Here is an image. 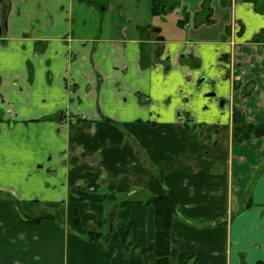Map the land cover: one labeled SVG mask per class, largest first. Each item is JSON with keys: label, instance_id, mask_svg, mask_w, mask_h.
Segmentation results:
<instances>
[{"label": "crops", "instance_id": "1", "mask_svg": "<svg viewBox=\"0 0 264 264\" xmlns=\"http://www.w3.org/2000/svg\"><path fill=\"white\" fill-rule=\"evenodd\" d=\"M214 1L175 26H213ZM221 1L227 37L188 46L156 21L173 0H0V264H156L169 191V264L264 263V136L233 137L236 111L264 126V0Z\"/></svg>", "mask_w": 264, "mask_h": 264}, {"label": "trees", "instance_id": "2", "mask_svg": "<svg viewBox=\"0 0 264 264\" xmlns=\"http://www.w3.org/2000/svg\"><path fill=\"white\" fill-rule=\"evenodd\" d=\"M166 0H153L152 11L154 14H161L165 12ZM234 130L233 137L234 142H244L250 138H258L264 136V126H255L246 122L244 116L236 111L233 116ZM150 204L155 207V226H156V239H155V262L156 264H169L170 251H171V227L174 217L177 213L178 202L175 195L172 192H167L165 195L153 197L150 199ZM130 201L123 200L117 205L120 210L118 213V222L111 238V243L121 244L125 248H130L134 244V232L135 227L130 221L129 215ZM54 217L49 214H44L36 218L27 217V222H39L42 220L53 219ZM104 223L100 222L99 227H103ZM88 239L94 242L103 241L104 234L101 230L89 231ZM139 254H143L148 260L152 255L151 249H134ZM196 259L193 257L186 258L182 256L179 264H191ZM264 264V263H259Z\"/></svg>", "mask_w": 264, "mask_h": 264}, {"label": "rangeland", "instance_id": "3", "mask_svg": "<svg viewBox=\"0 0 264 264\" xmlns=\"http://www.w3.org/2000/svg\"><path fill=\"white\" fill-rule=\"evenodd\" d=\"M177 2L176 7L168 12V14L163 18V20H160V18H156L157 22H160L162 26H164L165 31L169 34V36H172L174 34L173 32H177L178 35L180 34L181 38H184L185 41L192 43L188 46L192 45L193 42L206 40V39H218L221 40L224 36L227 37V30L230 28L229 25V18H230V9H223L227 6H219V1H214L213 4H217L216 7L218 10V13L215 16V22L213 26L205 28L203 30L197 31L195 29V25L193 24L194 18L192 20L191 18V24L187 25L185 29H182L175 26L177 21L179 19L184 20L186 13H189L191 11L192 7H196L201 4V0H173ZM221 2H226V0H222ZM223 12V13H221ZM175 27V28H174ZM210 92L204 93L205 100L210 101V97L207 95ZM119 203V202H118ZM116 212L120 213V210L116 207ZM114 219L112 220L114 222V229L116 227V224L118 222V215H113Z\"/></svg>", "mask_w": 264, "mask_h": 264}]
</instances>
